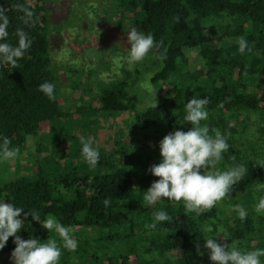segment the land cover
Wrapping results in <instances>:
<instances>
[{"label":"trees","instance_id":"1","mask_svg":"<svg viewBox=\"0 0 264 264\" xmlns=\"http://www.w3.org/2000/svg\"><path fill=\"white\" fill-rule=\"evenodd\" d=\"M93 1L96 5L90 4V8L96 11L113 2ZM120 2L118 19L106 20L102 15L104 21H113L126 38L133 28L151 33L156 42H164L160 53L167 49L164 59L155 49L146 55L154 68L146 79L140 72L126 71L123 80L98 81L99 65L60 74L51 49L57 1L0 0L9 18V35L0 43L17 46L18 28L32 39L16 68L0 60V144L8 138L9 147L18 148L19 154L27 148L33 150L27 158L28 163L33 162L31 172L22 170L19 163L13 164L12 171L13 165L0 157V202L35 211L42 220L55 216L72 228L70 235L77 248H64L55 230L47 231L31 216L17 235L25 240L38 238L41 243L56 239L61 248L58 264H214L204 248L207 237L241 251L264 249V212L255 211L264 197V189L257 188L264 183V167L260 166L264 164V0ZM16 4L33 11L34 19L38 17L34 26L23 23L20 17L24 13L15 9ZM94 14L91 18L96 20ZM240 36L254 44L251 52L239 53ZM102 67L112 65L105 61ZM44 82L54 85L55 100L39 90ZM146 84L151 92L143 86ZM147 98L152 103L141 107ZM192 98L209 100L208 119L201 124L219 129L227 137L229 149L217 168L226 171L243 164L249 171L233 186L230 196L201 215L186 212L183 201L166 198L145 206L144 192L159 179L148 171L161 162L159 142L175 130H190L184 116ZM75 115L81 116L83 125L97 116H126L123 125L136 138H124V131L118 130L109 150L97 147L100 159L95 168L76 146L60 163L59 153H47L40 137L44 132L65 140ZM105 199L110 200L108 206ZM236 205L245 209L244 220ZM155 211L167 212L172 221L146 228L154 222ZM209 227L212 231H205ZM13 241L10 237L0 250V264H13ZM261 261L264 264V257Z\"/></svg>","mask_w":264,"mask_h":264},{"label":"clouds","instance_id":"2","mask_svg":"<svg viewBox=\"0 0 264 264\" xmlns=\"http://www.w3.org/2000/svg\"><path fill=\"white\" fill-rule=\"evenodd\" d=\"M15 9L24 13L20 19L24 24L35 25L34 13L28 7L16 4ZM6 9L0 6V41H5L9 35L7 28L9 18L5 14ZM177 22L179 17L176 18ZM18 45L11 43H0V60L16 68L18 60L23 58L25 52L31 47L32 39L23 29L16 30ZM127 42L130 45L129 54L126 57L129 65L142 61L150 50L155 49L159 53V58L164 59L167 49L160 53L163 47V40L156 42L154 36L147 35L132 29L127 33ZM238 51L244 54L251 52L253 45H250L244 36L238 37ZM149 92L152 91L150 85ZM50 100H55L54 85L44 82L39 86ZM157 92V90H156ZM156 95V93H155ZM156 103L153 108H156ZM209 104L207 98H192L186 106L184 120L191 124L188 131L175 130L164 136L159 142L161 162L152 165L148 171L159 179L154 181L144 192L143 202L145 206L155 204L161 198L169 201H183L186 212H193L201 215L212 209L226 196H230L233 186L238 184L248 173L249 169L243 164H234L226 171H221L217 165L223 159L222 154L229 149L227 137L219 129L209 128L207 124H201L208 119L206 105ZM223 107V104L219 105ZM214 133V135H210ZM11 141L8 138L0 144V157L3 160H11L18 156V148H10ZM84 160L91 167L95 168L100 159L97 147H94V139L83 136L80 137ZM235 161V156L231 157ZM264 167V164L260 165ZM203 170V172H202ZM258 190L264 189V183L257 185ZM105 206L110 204L109 199L104 200ZM235 210L239 218L244 220L247 216L245 209L241 205H236ZM255 211L259 214L264 212V197L259 199L255 206ZM23 213V219L21 217ZM154 222L146 224V228L155 229L159 222H171L172 217L165 211L153 212ZM28 216L41 224L47 231L55 230L62 240L64 248L75 251L77 241L70 235L72 228L62 225L55 216L48 215L41 219L35 211H25L21 207H16L12 203L0 202V250H2L10 237H14L16 247L11 253L13 264H58L61 256V248L56 239H48L41 243L38 238L22 239L18 232L24 227V222ZM211 232L212 229L206 228ZM204 248L209 250V258L214 264H262L261 257H264V249L241 251L235 246L227 243H218L216 238H205ZM197 252H200L197 244Z\"/></svg>","mask_w":264,"mask_h":264},{"label":"rangeland","instance_id":"3","mask_svg":"<svg viewBox=\"0 0 264 264\" xmlns=\"http://www.w3.org/2000/svg\"><path fill=\"white\" fill-rule=\"evenodd\" d=\"M56 1L58 4L57 6H53L55 11L52 13L54 27L51 35V49L54 51L53 64L60 71V74L64 73V71L68 73L73 68L75 70L79 68L92 69L95 65H99L100 68L97 71L96 77L98 81L111 82L112 80H123L124 72L126 71L140 72L145 76V79L147 74L152 75L154 71L152 66L153 61L148 62L146 57L142 61L134 62L131 65L127 63L126 57L129 54L130 45L127 42L126 36L113 25V21H116L121 14V8H119L121 0H113L112 4L97 11L90 8V4L96 5L93 0ZM84 11L91 14V16L95 12L94 15L95 17L98 16L97 19H92ZM102 15L106 20L112 19L113 21L107 24ZM105 61H109L112 67H108V69L102 67ZM97 80L95 81L97 82ZM147 91L146 89L145 92ZM69 97L70 99L72 98L70 93ZM145 100L146 102L143 101L141 107L152 103L150 98ZM67 102L70 106L69 99H67ZM96 118H91L89 123L85 121L87 125H83L81 123V116L75 115V117L71 118L72 126L64 134L66 136L65 140L60 141L58 140V135L47 136L43 132L40 137L42 140L41 144L48 150L47 153H59L60 156L56 157L57 161L64 163L74 146H76L78 151L82 152L83 146L78 142L81 136L86 139L92 137L94 139V147L107 150L112 147L113 139L118 138V130L124 131V138L129 139V136H132L123 125V121H126V116L116 118L97 116ZM115 134L117 135L115 136ZM132 138L136 137L132 136ZM29 152L33 153V150L27 148L18 154V157L8 160L7 163H11L12 165L19 163L22 166V170L25 171L27 169L31 172L33 162L31 160L32 163L27 162ZM39 156L42 158L44 153L41 152ZM11 168L10 170L13 171L16 166L13 165Z\"/></svg>","mask_w":264,"mask_h":264}]
</instances>
